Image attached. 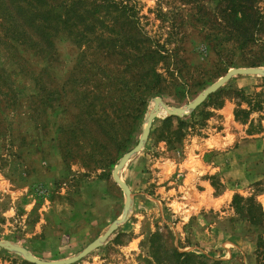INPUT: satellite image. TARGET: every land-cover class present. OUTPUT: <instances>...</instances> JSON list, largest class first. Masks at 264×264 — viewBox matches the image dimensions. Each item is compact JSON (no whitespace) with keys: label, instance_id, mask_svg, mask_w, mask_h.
I'll use <instances>...</instances> for the list:
<instances>
[{"label":"rangeland","instance_id":"1","mask_svg":"<svg viewBox=\"0 0 264 264\" xmlns=\"http://www.w3.org/2000/svg\"><path fill=\"white\" fill-rule=\"evenodd\" d=\"M130 4L138 32L162 50L164 58L153 65L158 84L151 81L152 91L158 92L144 104L128 105L112 120L107 134L94 131L97 144L78 132L64 147L56 141V131L60 126L72 127L78 119V94L92 84L83 85L80 79L86 69L100 65L98 59L87 57L94 61L76 69L69 87L77 94L70 92L65 98L62 85L83 46L77 49L60 34L52 40L51 55L19 52L29 58L23 71L0 45V241L23 247L40 260L57 261L78 254L124 213V220L103 244L75 262L259 264L253 251L254 225L239 220L230 201L233 195L252 197L264 207L263 75L231 77L212 99L220 106L207 104L211 115L203 128L198 135H186L179 148L170 150L153 136L152 129L166 115L155 117L142 148L119 171L129 188L127 209L110 172L136 144L154 97L169 107L183 106L209 80L233 67H226L228 62L264 60V26L256 33L261 44L257 40L239 54L225 56L219 50L229 49L228 43L204 39L214 18L223 24L220 5L209 0H130ZM256 6L259 13L264 11L263 1ZM210 32L214 36L215 31ZM119 57L114 54L108 60L112 70ZM246 67L264 68V62ZM27 68L29 72L46 69L51 78L41 73L38 81L29 79ZM37 87L57 93L49 108ZM257 100L261 102L252 107ZM235 110L246 111V120L235 119ZM131 115L133 122L128 119ZM176 252L196 257H177ZM22 261L28 262L0 247V264Z\"/></svg>","mask_w":264,"mask_h":264},{"label":"trees","instance_id":"2","mask_svg":"<svg viewBox=\"0 0 264 264\" xmlns=\"http://www.w3.org/2000/svg\"><path fill=\"white\" fill-rule=\"evenodd\" d=\"M209 1L220 5L219 19L223 24L221 25L214 18L210 23L214 27L207 26L209 32L204 39L209 38V41L220 39L228 43L229 49L222 46L219 50L225 56L233 51L239 54V51L256 43L257 40L261 44L256 33L261 26H264V11L259 13L256 4L259 1H263L264 4V0ZM134 15L130 0H0V45L12 58L15 57L18 69L25 71L23 64L29 59L28 54L21 56L19 52L51 55L54 50L52 40L60 34L69 38L77 49L80 46L84 47L74 56L65 84L62 85L61 93L65 98L70 92L77 94L75 89L69 87L75 82L76 69L80 68L83 62L94 61H87V57L98 59L100 65H92L91 68L86 69L87 72L82 73L80 80L83 85L89 84V81L92 84L90 89H84L78 94L80 96L79 105L76 106L77 111L80 112L78 119L70 128L65 126L57 128L56 141L61 146H68L70 139L76 138L75 134L78 132L89 135V142L94 141L97 144L96 133L107 134L106 129L112 126V120L118 118L125 108L128 109V105L137 101L144 104L148 97L155 96L158 92L156 89L152 91L158 84L159 78L153 65L164 57L159 53L161 49L153 48L149 40L138 32L135 20L132 21ZM210 31H215L214 36ZM217 43L222 44L220 41ZM114 54L120 57L117 62L112 63L115 66V70H112L108 66L111 63L108 60ZM100 61L102 63H99ZM263 62L262 59L246 64L228 62L226 67L255 66ZM171 68L176 69L175 66ZM26 72L27 78L34 80V77H37V81L41 73L51 78V73L46 69L29 72L27 68ZM151 81L154 86L151 85ZM213 81L211 79L207 84ZM224 85L209 94L188 114L181 117L173 115L163 117L159 125L152 129L153 136L162 140L168 149L173 150L179 148L186 135H198L204 126V121L211 115L206 109L207 104L211 103L215 108L220 106V102L212 99ZM35 89L37 93L41 92L45 95L44 103L49 108L50 101L57 93H54V90L45 91V88ZM89 93L92 95L91 100L87 99ZM260 102L257 100L251 106L255 107ZM246 103L249 104L250 101ZM233 115L235 119L243 121L247 118V112L242 110H235ZM126 116L123 114L124 118ZM128 119L131 122L135 121L132 115L128 116ZM92 135L96 139H93ZM230 205L239 220L254 225V231L256 230L254 255L257 263L264 264V207L262 208L252 197L243 199L238 195L232 196ZM186 254L176 252L177 257ZM195 257L190 253L188 258L194 260ZM21 264L33 263L22 261ZM176 264H181V260H176ZM213 264L223 263L215 260Z\"/></svg>","mask_w":264,"mask_h":264},{"label":"water","instance_id":"3","mask_svg":"<svg viewBox=\"0 0 264 264\" xmlns=\"http://www.w3.org/2000/svg\"><path fill=\"white\" fill-rule=\"evenodd\" d=\"M238 75H263L264 76V68L260 67H230L228 68L224 74L217 77L213 82L204 87L201 91H199L189 102L184 104L183 106L178 107H169L159 97H154L152 99L153 109L150 113H148L144 120V125L142 131L139 135V138L136 144L131 147L129 150L124 152L117 160V162L113 165L110 177L112 181L119 187L121 192L124 195V208L127 209L129 206V188L128 186L121 180L119 177V171L124 166V164L128 161V159L135 153H137L143 146L144 140L148 136V132L150 129L151 121L158 116L161 111L165 112V115H173V116H184L188 114L191 110L195 109L209 94L213 93L219 87L224 85L231 77ZM125 218V214L122 213L119 218L115 219L109 227L98 237L89 242L78 254L71 256L69 258L60 259L57 261H44L40 260L31 253H29L25 248L17 246L8 241H0V247L11 249L19 254H21L25 260L33 264H71L92 250L98 248L103 244L109 234L116 229L117 225L120 224Z\"/></svg>","mask_w":264,"mask_h":264},{"label":"bare ground","instance_id":"4","mask_svg":"<svg viewBox=\"0 0 264 264\" xmlns=\"http://www.w3.org/2000/svg\"><path fill=\"white\" fill-rule=\"evenodd\" d=\"M152 109H153V108H152ZM152 109H151V110H152ZM162 113H165V112H164V111H161V112L158 114V116H159L160 114H162Z\"/></svg>","mask_w":264,"mask_h":264}]
</instances>
